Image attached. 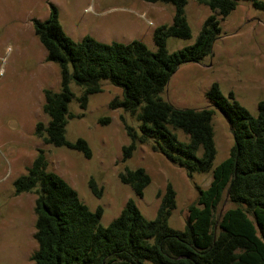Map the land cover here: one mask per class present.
<instances>
[{
  "label": "trees",
  "instance_id": "16d2710c",
  "mask_svg": "<svg viewBox=\"0 0 264 264\" xmlns=\"http://www.w3.org/2000/svg\"><path fill=\"white\" fill-rule=\"evenodd\" d=\"M145 1L168 2L174 8L172 23L153 30L154 51L139 40L105 43L85 35L74 41L63 30L53 5L46 19H33V31L46 51L45 59L60 69L59 90L43 91L42 111L48 123H37L35 133L44 143L80 150L90 157L84 139L70 141L65 136L71 116L68 106L74 97L71 85L80 88L78 100L84 108L88 94L100 91V81L107 79L121 89V96L110 101L111 108L130 113L141 110L139 132L125 125L131 140L123 147L125 157L138 144L151 142L154 151L187 175L211 172V181L206 188L197 187L182 230L168 224L176 206L169 183L153 219H145L129 199L119 215L103 226L102 208L91 210L61 176L47 170V160L39 150L27 173L14 181L15 194H35L36 248L30 260L33 264H264V99L257 102V115L253 116L232 92L225 96L216 82L207 92L209 106L176 108L162 97L181 64L200 62L212 53L215 40L221 36L218 16H227L246 0H193L213 12L205 18L193 43L171 52L166 48L169 37L191 36L185 16L189 0ZM250 1L264 9V2ZM211 106L228 119L233 139L228 155L215 166ZM100 121L107 123L109 118ZM169 126L181 129L188 141L178 139ZM120 179L139 196L150 183L143 167L127 169ZM88 185L95 196H101L102 188L93 179Z\"/></svg>",
  "mask_w": 264,
  "mask_h": 264
},
{
  "label": "rangeland",
  "instance_id": "374dc122",
  "mask_svg": "<svg viewBox=\"0 0 264 264\" xmlns=\"http://www.w3.org/2000/svg\"><path fill=\"white\" fill-rule=\"evenodd\" d=\"M50 5L56 8L63 30L74 41L85 35L105 43L139 40L152 51L154 28L170 25L174 13L171 3L145 0H0V264H33L30 255L36 248L35 194H15L14 181L27 173L39 150L47 160V170L61 176L91 210L102 208L103 226L119 215L129 199L145 219H153L169 183L175 191L176 206L168 224L182 230L187 207L196 199L197 187L206 188L212 177L211 172L187 175L154 151L151 142L138 144L125 157L123 147L131 142L125 125L139 132L141 110L130 113L111 108L110 101L121 96V89L107 79L100 81V91L88 94L84 108L78 100L80 88L71 85L74 97L68 106L71 116L67 118L65 136L70 141L84 139L91 156L85 157L80 150L66 146L44 143L35 133V126L39 122L48 123L42 111L43 91L59 90L60 69L45 59L46 51L33 31L32 21L46 19ZM212 12L208 6L189 0L185 16L191 36L169 37L167 50L171 52L193 43ZM218 19L221 36L215 40L212 53L200 62L181 64L168 80L162 97L176 108L209 106L212 103L207 92L216 82L225 96L232 92L256 116L257 102L264 99V9L255 7L250 0L241 1L230 14ZM213 109L215 166L228 155L233 139L227 121ZM103 118H109V122L102 123ZM169 129L178 139L188 141L181 129L171 126ZM137 167H143L150 176L142 196L120 179L127 169ZM90 179L102 188L101 196L91 192Z\"/></svg>",
  "mask_w": 264,
  "mask_h": 264
},
{
  "label": "water",
  "instance_id": "95a60500",
  "mask_svg": "<svg viewBox=\"0 0 264 264\" xmlns=\"http://www.w3.org/2000/svg\"><path fill=\"white\" fill-rule=\"evenodd\" d=\"M225 120L227 121V123H228V125H229V128L231 129L232 126H231L230 122L228 121V119H225Z\"/></svg>",
  "mask_w": 264,
  "mask_h": 264
}]
</instances>
